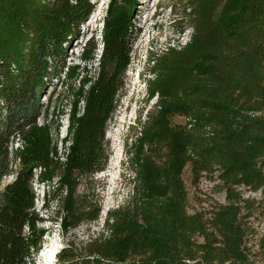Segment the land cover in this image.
<instances>
[{"label": "trees", "instance_id": "16d2710c", "mask_svg": "<svg viewBox=\"0 0 264 264\" xmlns=\"http://www.w3.org/2000/svg\"><path fill=\"white\" fill-rule=\"evenodd\" d=\"M135 1L110 0L100 54L87 42L79 56L97 62L89 76L67 58L91 0H0V264H31L44 236L35 171L57 193L63 230L101 219L77 191L106 165V131L131 63ZM186 8L188 42L153 58L146 83L157 102L138 121L131 194L106 212L80 252L65 245L59 264H264V235L257 251L249 245L257 235L254 200L240 191H264V0H187ZM72 81L61 157L50 122L37 119L54 82L68 89ZM16 139L21 147L13 149ZM186 167L194 183L215 179L225 193L208 218L188 212Z\"/></svg>", "mask_w": 264, "mask_h": 264}, {"label": "rangeland", "instance_id": "374dc122", "mask_svg": "<svg viewBox=\"0 0 264 264\" xmlns=\"http://www.w3.org/2000/svg\"><path fill=\"white\" fill-rule=\"evenodd\" d=\"M94 10L87 21L80 27V34L68 51L67 64H80L86 67L89 76H94L97 62L84 64L79 59L87 42L97 44L96 54L101 50L102 22L110 0H91ZM187 0H136L131 17V63L125 74L123 88L117 97V109L108 123L105 148L106 165L101 173L91 175L83 180L77 193H85L87 201L99 210L101 219L97 222H84L77 228L63 230L60 226L61 214H58L57 193L51 185L37 180L34 172L33 189L36 197L34 212L40 219L38 228L43 229L44 236L39 249L32 256L31 264H59L56 253L65 245L80 252L82 246L91 237L96 236L108 210L122 205L131 194L130 180L133 174L128 169L129 153L133 151L138 121H144L147 114L157 102L149 98L147 80L154 76L150 72L153 58L163 55L169 47H178L188 42L192 29L189 26L186 8ZM50 87L42 103L43 114L37 119L42 125L50 122L54 143L57 144L59 156H63V138L66 136L67 116L73 105L77 82L57 84ZM52 103L48 104L49 97ZM48 104V106H47ZM47 106V107H46ZM174 123L183 124L184 118L175 117ZM21 147V141L13 142V149ZM183 180L187 191L188 212L201 213L208 218L217 204L225 203V193L218 188L217 180L202 177L197 183L191 178L190 168L186 167ZM13 181V176L3 180V184ZM243 198L253 199L256 209L250 219L257 235L249 238V245L259 249L260 236L264 235V191L251 192L240 189ZM201 239H199L200 241Z\"/></svg>", "mask_w": 264, "mask_h": 264}, {"label": "clouds", "instance_id": "9594fccd", "mask_svg": "<svg viewBox=\"0 0 264 264\" xmlns=\"http://www.w3.org/2000/svg\"><path fill=\"white\" fill-rule=\"evenodd\" d=\"M57 254V253H56Z\"/></svg>", "mask_w": 264, "mask_h": 264}]
</instances>
